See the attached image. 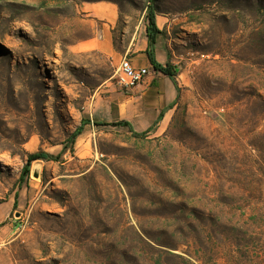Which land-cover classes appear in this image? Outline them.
<instances>
[{
    "label": "rangeland",
    "instance_id": "374dc122",
    "mask_svg": "<svg viewBox=\"0 0 264 264\" xmlns=\"http://www.w3.org/2000/svg\"><path fill=\"white\" fill-rule=\"evenodd\" d=\"M101 1L114 23L83 11ZM151 7L179 67L165 129L90 122L72 142L122 91L119 60L88 42L125 52ZM38 151L60 158L23 179ZM262 209L264 0H0V264L207 261Z\"/></svg>",
    "mask_w": 264,
    "mask_h": 264
},
{
    "label": "crops",
    "instance_id": "0c3cea01",
    "mask_svg": "<svg viewBox=\"0 0 264 264\" xmlns=\"http://www.w3.org/2000/svg\"><path fill=\"white\" fill-rule=\"evenodd\" d=\"M83 11L95 13L112 24L116 14L119 13V8L113 2L101 1L84 6ZM157 26L158 32L155 35L153 46L150 45L148 25L144 26L143 33H138L134 37L125 52H117L112 40L108 37L97 42H88L89 46L97 45L105 48L116 61L128 55L135 67H147L150 70L149 76L131 92L111 89L110 95L98 98L93 109L94 113L91 114L92 119L89 117L90 122L108 125L126 121L134 131L148 132V134L165 129L170 111L174 107L171 108V105L178 97V90L172 78L154 66L150 59V52L154 51L156 61L164 67H174L176 62L162 40V29L159 25ZM175 76L177 79V73ZM121 127L129 129L128 126Z\"/></svg>",
    "mask_w": 264,
    "mask_h": 264
},
{
    "label": "trees",
    "instance_id": "16d2710c",
    "mask_svg": "<svg viewBox=\"0 0 264 264\" xmlns=\"http://www.w3.org/2000/svg\"><path fill=\"white\" fill-rule=\"evenodd\" d=\"M148 18V35L150 39V45L153 46L155 35L158 32V26L156 23L155 11L151 7ZM150 59L157 69L162 70L168 74L174 81L178 94L180 92V87L176 79V68L174 67H164L156 61L155 53L152 50L150 52ZM175 69V70H174ZM175 105V102L171 105V108ZM87 122L84 121L72 134L71 141L74 142L84 131V127L87 123H90V119L87 118ZM99 124V123H96ZM117 126H128L130 131L135 136H146L148 132H136L126 121H120L118 123H111ZM60 155H54L46 151H38L35 153H30L28 155V163L24 167L22 178L29 177L30 175V165L35 160H59ZM258 216L263 218L262 223H251L249 225H231L230 232L232 233L233 239L230 241V249L228 255H221L218 252H214L212 256L206 261L202 257H196L194 262L191 264H264V209L258 212ZM229 227V226H228ZM260 243V254L253 255L251 253V247L254 242ZM188 261V260H187Z\"/></svg>",
    "mask_w": 264,
    "mask_h": 264
},
{
    "label": "built area",
    "instance_id": "2783aa9c",
    "mask_svg": "<svg viewBox=\"0 0 264 264\" xmlns=\"http://www.w3.org/2000/svg\"><path fill=\"white\" fill-rule=\"evenodd\" d=\"M150 74L147 67H135L129 56L124 55L115 67V84L124 92H131Z\"/></svg>",
    "mask_w": 264,
    "mask_h": 264
},
{
    "label": "water",
    "instance_id": "95a60500",
    "mask_svg": "<svg viewBox=\"0 0 264 264\" xmlns=\"http://www.w3.org/2000/svg\"><path fill=\"white\" fill-rule=\"evenodd\" d=\"M175 68H176V70H179V67L176 66ZM40 175H41V167L38 164L33 169V176L36 177V178H39Z\"/></svg>",
    "mask_w": 264,
    "mask_h": 264
}]
</instances>
